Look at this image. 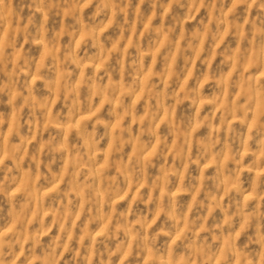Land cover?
I'll return each instance as SVG.
<instances>
[{"label": "clouds", "instance_id": "obj_1", "mask_svg": "<svg viewBox=\"0 0 264 264\" xmlns=\"http://www.w3.org/2000/svg\"><path fill=\"white\" fill-rule=\"evenodd\" d=\"M0 264H264V0H0Z\"/></svg>", "mask_w": 264, "mask_h": 264}]
</instances>
